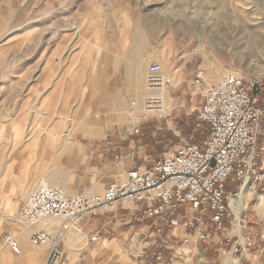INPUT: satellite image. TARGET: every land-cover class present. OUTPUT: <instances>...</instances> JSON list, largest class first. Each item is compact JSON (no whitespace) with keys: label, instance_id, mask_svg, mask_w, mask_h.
<instances>
[{"label":"rangeland","instance_id":"rangeland-1","mask_svg":"<svg viewBox=\"0 0 264 264\" xmlns=\"http://www.w3.org/2000/svg\"><path fill=\"white\" fill-rule=\"evenodd\" d=\"M261 34L264 0H0V127L8 125L9 135V129L21 127L20 118L27 128L34 117L40 122L52 118L67 130L119 126L114 93L127 83L124 71L140 53L148 63L139 83L135 74L124 124L137 126L138 136L144 131L148 155L157 160L172 151L179 136L184 138L182 132L194 128L205 132L198 120L202 95L217 79L230 72L264 76V45L248 42L251 35L258 38ZM103 42L106 51L101 58L96 52ZM235 43L247 47L235 52ZM198 46L205 47L203 57L196 52ZM176 59L188 62L190 70L174 72L172 61ZM151 63L160 64L165 75L177 76L168 93L177 90L186 103L170 101L166 118L157 114L132 119L126 116L132 103L142 109L149 97L144 80ZM53 83L59 88L44 99L45 87ZM146 123L152 127L142 131ZM246 204L242 212L248 218L245 233L259 241L264 216L255 207L257 196ZM235 207L238 215L240 208ZM226 221L229 225L223 234L217 232L223 243L213 260L243 264L241 258L247 255L237 245L243 240L232 237L233 215Z\"/></svg>","mask_w":264,"mask_h":264},{"label":"built area","instance_id":"built-area-1","mask_svg":"<svg viewBox=\"0 0 264 264\" xmlns=\"http://www.w3.org/2000/svg\"><path fill=\"white\" fill-rule=\"evenodd\" d=\"M263 78L230 72L206 90L198 116V120L208 127V135L202 141L193 142L192 134L184 138L179 136L172 151L164 152L149 167L128 171L123 181L112 184L98 196L80 194L68 197L63 188L42 186L28 197L21 208L20 218L29 225L56 219L64 230H79V220L91 214L108 213L119 204L133 206L132 210L125 208L129 215L118 218L120 224L152 220L163 226L175 227L180 221L177 212L186 205L193 216L185 226L193 231L195 241L205 243L217 232L223 234L226 219L233 215V221L241 232L232 237L243 240V244H235L246 253L253 247L251 236L245 233L248 218L242 215L247 204L241 209L238 221L235 206L243 188L250 193L249 198L256 195L259 204L264 205V164L258 160L257 154V138L264 115L261 105ZM171 84L170 76L163 74L160 64L148 65L146 89L149 92ZM160 105L159 99L146 101V106L151 107L148 109H159ZM131 133L139 134L137 126L132 127ZM228 180L237 183L231 194L226 191ZM260 212L263 217L264 208ZM209 216L210 225L205 226ZM112 233V228L97 231L91 242L107 238ZM60 236L61 233L53 236L40 231L31 236L29 244L32 247L47 246L50 249L47 264H54ZM260 240L264 241V228L260 232ZM179 242V247L194 246L188 236ZM3 243L14 254L20 253L18 243L11 236L5 235ZM178 249L171 238L159 232L150 238L147 248L136 257L141 264H178L187 255ZM167 251L171 252L168 257L165 255Z\"/></svg>","mask_w":264,"mask_h":264},{"label":"crops","instance_id":"crops-1","mask_svg":"<svg viewBox=\"0 0 264 264\" xmlns=\"http://www.w3.org/2000/svg\"><path fill=\"white\" fill-rule=\"evenodd\" d=\"M104 44L106 42L97 46L96 54L101 58H104L102 51H106ZM196 52L203 57V50L197 49ZM115 54L118 56L116 52ZM140 56L141 54L137 53L139 59L124 71L127 73V83L114 93L116 100L114 113L117 116L116 124L119 126L107 130L100 125L89 126L85 131L67 130L59 127L60 125L54 123L52 118L48 117L47 120L40 122L34 117L29 120L27 128L23 126L24 121L20 118L18 123L21 127L13 131L9 129V135L6 134L8 125L3 124L0 127V264H47L50 249L47 246L32 247L29 244L31 236L40 231H46L53 236L61 233L54 264H141L137 260V254L147 248L150 238L159 232L171 238L179 251L187 253L184 260L178 264H216L213 258L218 247L222 245L223 238L215 234L209 242L195 241L192 237L193 231L185 226L193 216V212L186 205L178 210L180 221L175 227L163 226L152 220L134 222L132 225L120 224L118 218L121 216L126 218L129 215L125 208L132 210L133 206L125 207L119 204L108 213L91 214L79 220V231L72 228L64 230L62 223L56 219H45L29 225L20 218L21 208L28 197L42 186L63 188L68 197L80 194L98 196L112 184L123 181L128 171L138 167H149L156 161L154 157L148 155L149 145L143 143L142 139L143 130L152 126L148 123L143 124L141 135L134 136L131 133L133 126L124 124L126 122L124 109L132 95L131 87L138 72V62H145L144 66L148 63L147 59ZM172 68L174 72L179 70L187 72L190 70V64L176 59L172 61ZM118 73L123 71L120 70ZM170 78L171 86H175L177 76ZM171 86L168 87L165 96L168 111L169 102L173 99L182 100L183 105L186 103L185 98L181 97L177 90L172 89L168 93ZM57 88L58 83H53L49 89L45 87L47 91L43 95L44 99L52 96ZM138 111L131 117L132 119L137 116L138 118L157 116H142ZM167 122L169 121L165 119L164 124ZM8 136L15 139H5ZM257 150L258 160L264 164V118L261 120L257 138ZM236 185L233 180H228L227 193H233ZM248 199L249 197L245 202L241 200L238 202L240 210L246 206ZM209 219L210 216L206 219L205 226L210 225ZM228 225L229 222L225 221V227ZM105 228H112V235L91 242V237ZM236 231L235 227L233 230L235 235ZM5 235L16 240L20 249L19 254H14L3 243ZM187 236L194 246L179 247V240ZM170 254L171 252H165L167 257ZM245 254L247 256L241 258L243 264H264V241L254 240L253 247Z\"/></svg>","mask_w":264,"mask_h":264},{"label":"bare ground","instance_id":"bare-ground-1","mask_svg":"<svg viewBox=\"0 0 264 264\" xmlns=\"http://www.w3.org/2000/svg\"><path fill=\"white\" fill-rule=\"evenodd\" d=\"M262 35V34H261ZM257 41L261 44V45H264V36L262 35V36H258V38H254V37H252V35H251V37L249 38V43L250 44H254V43H257ZM248 44V43H247ZM245 47H247V45H241V44H237V43H235L234 44V51L235 52H238L240 49L242 50V49H245ZM201 47H199V51H201V50H203V48H204V50H205V47L203 46V48H201ZM145 63V62H144ZM144 63H140V64H138V74H137V77H136V81L139 83V80L141 79V75L143 74V73H141V72H143V68H144ZM145 67H146V64H145ZM140 72V73H139ZM164 74V73H163ZM131 75H133V74H131ZM172 81V80H171ZM144 82H145V89H146V77H145V80H144ZM137 83V84H138ZM141 84V83H140ZM172 85V84H171ZM143 88V87H142ZM146 91L148 92V94H149V97L147 98V99H145V102H144V108H140V109H138L137 110V106H136V104L131 108V113H128L127 114V116H130L131 115V117L133 116V114H135L137 111H138V113L140 114V115H142V116H146V115H157V114H159V115H163V117L165 116V114L167 113V107H166V104H165V102H166V100H165V96H166V92H167V88L166 87H163V88H160V89H158V90H155V91H153V92H149L147 89H146ZM135 92H137L138 93V91H135ZM125 93V92H124ZM141 94V93H140ZM131 95V94H130ZM149 99H159L160 100V103H161V105H160V107H159V109H148V108H151V107H147L146 106V101H148ZM138 103V102H137ZM243 193H244V195H243ZM242 195H243V198H242ZM248 197H250V193L248 192V190L246 189V188H243L242 190H241V192L239 193V195H238V201H237V203H236V205L238 204V202L240 201V200H243V202H245V199H247ZM240 204V203H239ZM230 205L232 206L233 205V202H231L230 203ZM264 208V205L262 204V203H260L259 204V206H258V209H260V211L262 210ZM241 211V210H240ZM240 211H239V213H240ZM239 213H238V215L236 214V207H235V215H236V220L238 221V219H239ZM235 227H236V229H237V231H236V233H237V235H240V232H241V228L239 227V225L238 224H236L235 225ZM75 230V229H74ZM75 231H79V230H75ZM229 264H233L232 262H230Z\"/></svg>","mask_w":264,"mask_h":264},{"label":"trees","instance_id":"trees-1","mask_svg":"<svg viewBox=\"0 0 264 264\" xmlns=\"http://www.w3.org/2000/svg\"><path fill=\"white\" fill-rule=\"evenodd\" d=\"M204 124V126L206 127L205 129V132L204 133H200L197 131L196 128L194 129H191V131L189 130L187 133L186 132H182V134L184 135L183 137H186V136H189V135H193V142H200L202 141L203 139L206 138V136L208 135V127L205 123H202Z\"/></svg>","mask_w":264,"mask_h":264}]
</instances>
